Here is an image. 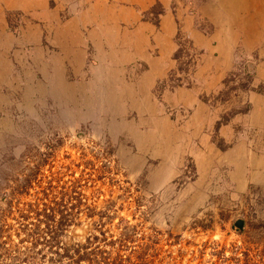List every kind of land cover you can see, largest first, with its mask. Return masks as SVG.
<instances>
[{
	"label": "rangeland",
	"instance_id": "374dc122",
	"mask_svg": "<svg viewBox=\"0 0 264 264\" xmlns=\"http://www.w3.org/2000/svg\"><path fill=\"white\" fill-rule=\"evenodd\" d=\"M132 8L0 0V219L78 181L107 230L141 225L177 263L249 264L250 248L264 264V0L144 10L176 21L164 75L135 61ZM99 220L84 212L66 241Z\"/></svg>",
	"mask_w": 264,
	"mask_h": 264
},
{
	"label": "trees",
	"instance_id": "16d2710c",
	"mask_svg": "<svg viewBox=\"0 0 264 264\" xmlns=\"http://www.w3.org/2000/svg\"><path fill=\"white\" fill-rule=\"evenodd\" d=\"M80 183H72L60 200H49L45 195V201L38 199L17 209L11 206L4 212L0 219L1 264H180L172 254L163 255L158 249L160 242L147 237L141 225L120 219L114 229L107 230V222L114 218L108 213L97 214L96 208L88 206L87 197L79 191ZM84 212L89 218L100 217L94 223L96 234L84 244H69L67 234ZM11 217L15 224L9 223ZM246 250L247 263L258 264L250 256L252 250ZM215 256L223 263L241 261L221 253Z\"/></svg>",
	"mask_w": 264,
	"mask_h": 264
},
{
	"label": "crops",
	"instance_id": "0c3cea01",
	"mask_svg": "<svg viewBox=\"0 0 264 264\" xmlns=\"http://www.w3.org/2000/svg\"><path fill=\"white\" fill-rule=\"evenodd\" d=\"M122 3L132 4V8L124 13V19L136 26L135 33V61H146L151 72L158 67L160 74H165L170 68L172 57L176 52V36L178 28L173 15L167 13L162 17L160 25H154L148 21H142L141 14L150 9L154 3L160 1L167 8L174 0H118ZM202 41L204 39H201ZM156 48L157 55L152 54L151 49Z\"/></svg>",
	"mask_w": 264,
	"mask_h": 264
},
{
	"label": "water",
	"instance_id": "95a60500",
	"mask_svg": "<svg viewBox=\"0 0 264 264\" xmlns=\"http://www.w3.org/2000/svg\"><path fill=\"white\" fill-rule=\"evenodd\" d=\"M238 226H239L240 228H243V227H244V223H243L242 221H240V222L238 223Z\"/></svg>",
	"mask_w": 264,
	"mask_h": 264
}]
</instances>
